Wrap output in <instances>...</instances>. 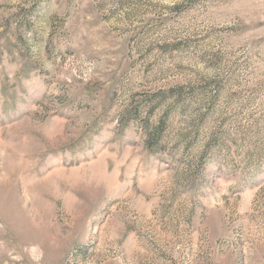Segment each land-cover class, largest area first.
Listing matches in <instances>:
<instances>
[{"label": "rangeland", "instance_id": "374dc122", "mask_svg": "<svg viewBox=\"0 0 264 264\" xmlns=\"http://www.w3.org/2000/svg\"><path fill=\"white\" fill-rule=\"evenodd\" d=\"M0 264H264V0H0Z\"/></svg>", "mask_w": 264, "mask_h": 264}]
</instances>
